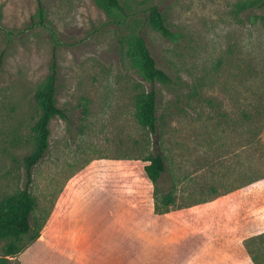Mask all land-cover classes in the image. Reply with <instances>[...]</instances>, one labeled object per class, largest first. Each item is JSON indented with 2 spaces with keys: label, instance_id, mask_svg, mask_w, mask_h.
<instances>
[{
  "label": "rangeland",
  "instance_id": "374dc122",
  "mask_svg": "<svg viewBox=\"0 0 264 264\" xmlns=\"http://www.w3.org/2000/svg\"><path fill=\"white\" fill-rule=\"evenodd\" d=\"M239 1L120 0L125 14L111 16L94 0H42L58 40L57 105L68 117L51 119L48 151L32 169L31 235L99 186L141 215L176 218L236 264H264V12L251 23ZM153 4L176 40L147 23ZM36 10V0H0V200L24 186L34 93L51 62L49 29L29 26ZM134 35L170 84L139 74ZM151 88L154 133L135 116L136 96ZM156 152L166 173L153 184L140 170ZM168 191L171 206L161 201ZM10 240H0V256Z\"/></svg>",
  "mask_w": 264,
  "mask_h": 264
},
{
  "label": "crops",
  "instance_id": "0c3cea01",
  "mask_svg": "<svg viewBox=\"0 0 264 264\" xmlns=\"http://www.w3.org/2000/svg\"><path fill=\"white\" fill-rule=\"evenodd\" d=\"M19 264H236L230 254L168 215H141L87 189L38 232Z\"/></svg>",
  "mask_w": 264,
  "mask_h": 264
},
{
  "label": "trees",
  "instance_id": "16d2710c",
  "mask_svg": "<svg viewBox=\"0 0 264 264\" xmlns=\"http://www.w3.org/2000/svg\"><path fill=\"white\" fill-rule=\"evenodd\" d=\"M37 1V10L35 18L29 26H43L49 29L54 40L52 48L51 62L49 71L42 83H40L34 93L35 103L38 109V116L33 123L32 130V148L29 153L23 157V168L25 172V182L23 188L16 194L7 196L0 200V240L11 238L3 247V255L0 256V264L9 262L11 257L17 256L27 245L38 237V233L30 234L32 231L31 218L35 208V200L30 192L33 167L46 155L49 148L50 121L53 117L59 116L67 119L64 109L57 105L56 90L58 80V68L56 60V46L58 40L55 30L50 26L46 17L45 6L42 0ZM98 6L113 16L125 14L124 7L120 0H94ZM239 12L251 10L247 19L254 23L258 17L255 10L264 12V0H242L236 4ZM147 23L157 30L164 38L169 40L177 39V32L173 31L167 22L164 13L153 4L147 7ZM264 18V14H260ZM129 50L130 56L139 74L151 84L160 82L170 84L172 79L170 75L157 66L156 60L148 48L145 39L141 35L132 37ZM157 92L153 88L142 91L136 96L135 116L138 123L148 128L152 133L157 128ZM166 173V162L162 154L156 152L149 154L145 163L141 166L140 174L148 182L157 184L159 180L164 179ZM161 201L166 206L174 203V197L171 191L161 196ZM30 237L25 243L18 244L23 238ZM18 262V261H17ZM19 263V262H18Z\"/></svg>",
  "mask_w": 264,
  "mask_h": 264
}]
</instances>
